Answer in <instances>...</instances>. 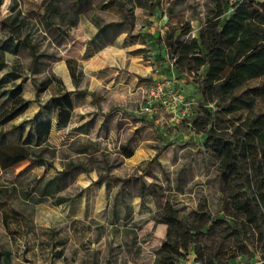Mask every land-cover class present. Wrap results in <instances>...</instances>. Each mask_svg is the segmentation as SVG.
Wrapping results in <instances>:
<instances>
[{"label": "trees", "instance_id": "1", "mask_svg": "<svg viewBox=\"0 0 264 264\" xmlns=\"http://www.w3.org/2000/svg\"><path fill=\"white\" fill-rule=\"evenodd\" d=\"M212 1L196 36L186 22L176 32L168 31L164 42L178 73L194 80L205 68L199 81L203 105L191 127L205 134L203 146L215 166L218 208L213 215L183 213L170 202L159 208L152 219L164 224L166 232L154 264H184L190 250L194 264H231L255 254L264 260V112L254 111L258 93L246 87L264 76V0ZM122 3L74 0L73 6L79 15L93 8L123 11ZM132 3L129 12L123 11L129 17L136 7L144 8L143 0ZM1 23L8 29L0 40V171H6L46 144L52 127L67 125L73 103L66 93L51 97L31 118L5 129L30 104L24 98L26 70L16 56L34 26H18L16 20ZM50 83L38 84L36 94ZM9 258L10 253L0 251V264H9Z\"/></svg>", "mask_w": 264, "mask_h": 264}, {"label": "rangeland", "instance_id": "2", "mask_svg": "<svg viewBox=\"0 0 264 264\" xmlns=\"http://www.w3.org/2000/svg\"><path fill=\"white\" fill-rule=\"evenodd\" d=\"M123 1V11L129 12L133 4L132 0ZM72 2L74 3V0H0V40L4 39L8 31L7 27L1 23L2 21L16 20L18 26L22 23L34 26L26 45L21 47L16 56L26 70L24 97L32 102L31 107L7 125L6 130L31 117L38 104L46 101L53 93V90L47 89L37 96L36 88L41 82L55 77L62 80L65 86L71 87L72 80L67 61L75 60L76 62L80 59L82 44L88 36L92 35L96 27L119 19L120 13L115 9H109L106 12H85L79 17L75 14ZM212 5V0H143L144 8L138 9L136 14H138L139 25L143 23L147 27L151 26L148 21L150 13H154L156 18L159 15H166L172 24L167 27V31L176 32L180 24L187 22L192 28L193 35L197 34ZM76 64L81 90L90 93L93 99L100 95L105 96L102 86H95L91 79V66L81 61ZM194 80L200 81L199 76H195ZM246 87L257 90L254 111L264 112V76L249 81ZM106 99L102 107L104 113H100L99 110L98 113H113L111 114L114 118L111 124L113 129L117 121L121 126L128 124V119L122 116L130 102L121 101V97L116 99L106 97ZM215 107V104L211 105V109ZM83 112L95 111L85 109ZM78 117L75 116L67 129L53 132L48 143L42 148L32 150L33 156L28 162L0 172V190L3 200L18 210L29 225L28 228L13 224L10 227L4 226L0 214V251L10 253L9 264H90L93 262L117 264L119 255L125 251L132 255L139 252L141 255L139 259L143 264L156 248L157 238L163 236L164 228L157 225L152 218L140 215L138 212H135V215L131 209L128 211L117 209L116 220L111 221L115 223L110 225H115L121 232L118 238L123 251L119 252L114 247L117 240L110 239L109 225L95 223L97 222L95 219L98 218L93 215L88 216L80 206L77 211H70L74 206L73 202L82 194L84 188L87 185L94 187L93 184L97 180L104 179L102 176L129 180L142 174L146 168L144 165L132 166L116 154L114 130L108 136L104 133L99 136L94 129L88 136H76L73 130L80 122ZM183 152L190 154L191 158L197 162L195 148L190 147ZM207 162L209 166L213 165V160L209 159ZM183 164L185 163L180 161L171 167L168 166L165 172L169 178H173L178 173L179 166ZM185 173V178L188 179L185 192L191 194L190 198L198 205L200 204L199 209L215 212L218 208L219 195L214 191L217 183L213 174L209 178L210 171L207 174L204 170L202 177L193 179L190 171ZM153 174L154 179L150 182L158 187L159 197L164 198L167 195L163 191L168 186L164 181L165 175ZM205 175L207 177H204ZM207 178L211 182L210 189L206 184ZM55 179H62L60 181L62 185L58 191L52 192V195L38 192L39 189L36 186L39 188L45 181L55 182ZM128 192L132 196L133 191L128 190ZM160 199L159 202H161ZM72 220L87 222L89 249L83 244L86 242L84 235L72 228ZM60 241L64 242L63 259L49 257L50 252L53 253L60 248L58 243ZM49 249L48 253H43ZM45 255L47 257H44ZM257 256L260 257L259 254ZM184 261V264H188L189 259Z\"/></svg>", "mask_w": 264, "mask_h": 264}, {"label": "crops", "instance_id": "3", "mask_svg": "<svg viewBox=\"0 0 264 264\" xmlns=\"http://www.w3.org/2000/svg\"><path fill=\"white\" fill-rule=\"evenodd\" d=\"M89 1H92V5H96L104 0ZM111 9H115L120 13L119 19L116 22L96 27L92 35L88 36L86 41L83 42L82 54L80 59L76 60L77 63L81 61L91 66V79L95 86H102L105 96L100 95L93 99L90 93L83 92L78 75V65L75 60H68V71L72 80L71 87L65 86L64 82L59 78H49L51 83L47 89L53 90V93L49 95L46 101L51 97L66 93L72 99L73 107L70 110L67 125L62 129L52 127L46 143H48L53 132L70 127L77 115L80 122L73 130L76 136H88L93 129L99 136L102 133L108 136L114 130V135L116 136L113 137V140L116 154L124 162L132 166L140 165L141 167V165H144L146 167L142 174L129 180L102 176L104 179L97 180L93 184L94 187L87 185L84 188L82 194L73 202L74 206L70 209L72 212L77 211L80 206L88 216L93 215L98 218L95 219L97 221L95 223L109 225L110 239L113 241L117 240L114 247L120 252L123 251L119 240L121 232L116 229L115 225H110L115 223L111 221L116 220L117 209H125L126 211L131 209L134 214L138 212L140 215L153 218L159 208L170 202L176 208L181 209L183 213L194 210L209 212L213 215V212L199 209L200 204L198 205L190 198L191 194L185 192L188 186L185 172L190 171L193 179H196L202 177V171L204 172L205 170L207 174L210 171V174H208L210 178L212 174L215 177V166L212 164L209 166L207 162L210 157L203 146L205 134L195 132L191 127V121L199 114V109L203 105L199 81L193 80V76L190 74L176 71L165 46L164 38L168 32L167 27L172 25L169 22V18L166 15H159L156 18L154 13H150L149 15L151 16L148 21L151 26L147 27L143 23L139 25L137 20L138 14H136V11L142 8L136 7L130 17L116 8ZM90 11L106 12L93 8L88 11H82L78 16L80 17L83 13ZM196 35L193 34L192 36ZM204 73L205 68H202L198 73L200 80L203 78ZM156 80L168 81L172 92L180 94L189 105V114L186 119H173L172 110L164 105H159L155 114L141 112L140 106L147 88ZM106 97L108 99L121 97V101L130 102L124 116H122L128 119V124L121 126L117 121L113 129L111 127L114 119L111 116L113 113L100 114L104 113L102 112V107L103 102L107 100ZM46 101L38 104L35 113L41 109V105ZM31 103L30 101L27 110L31 107ZM85 109H92L95 112L84 113ZM98 110L100 113H98ZM190 147L196 149L197 162L194 158H191L190 154L183 152ZM32 156H29L28 160L19 164L28 162ZM180 161L185 164L179 166L178 173L173 178H169V175L165 172L168 166L171 167ZM195 162L196 164H194ZM19 164L8 170L15 168ZM153 173L165 175L164 181L168 186L163 191L167 195L164 198L159 197L158 187L150 182L151 179H154ZM204 177H207V175ZM209 178H207L206 184L210 189L211 182ZM61 180L55 179V182L53 180L45 181L42 186L36 187L39 189L38 192L40 194L52 195V192L58 191L59 187H61ZM128 190L133 191L132 196H130ZM214 191L218 194L217 188ZM159 199L161 202L158 201ZM0 202L3 204L0 206V214L4 226L10 227L13 224L19 227H29L22 214L12 207L9 202L6 203L2 196ZM156 224L164 228L163 236L157 238L156 248L150 258L143 264H154L155 252L165 236L166 226L160 223ZM71 225L73 229L84 235L86 242H83V244L86 245L85 248L89 249L90 240L87 238L89 230L87 222L85 220L82 222L72 220ZM58 243L60 248H57L53 253L50 252L49 257L62 260L65 251L64 242L60 241ZM49 251L50 249L43 253H48ZM140 256L139 252L132 255L125 251L119 255L117 264H142L139 259ZM44 257L47 256L45 255ZM188 258V264H194L191 250L188 253ZM231 264H264V260H261L255 254L249 259L237 258L232 260Z\"/></svg>", "mask_w": 264, "mask_h": 264}, {"label": "built area", "instance_id": "4", "mask_svg": "<svg viewBox=\"0 0 264 264\" xmlns=\"http://www.w3.org/2000/svg\"><path fill=\"white\" fill-rule=\"evenodd\" d=\"M159 105L168 106L175 120L186 119L189 114V105L180 94L172 92L166 80H156L149 86L142 102L141 112L155 114Z\"/></svg>", "mask_w": 264, "mask_h": 264}]
</instances>
